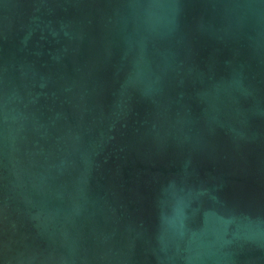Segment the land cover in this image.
<instances>
[{
  "label": "water",
  "instance_id": "95a60500",
  "mask_svg": "<svg viewBox=\"0 0 264 264\" xmlns=\"http://www.w3.org/2000/svg\"><path fill=\"white\" fill-rule=\"evenodd\" d=\"M0 264H264V0H0Z\"/></svg>",
  "mask_w": 264,
  "mask_h": 264
}]
</instances>
